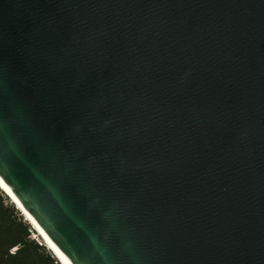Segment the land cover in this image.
Listing matches in <instances>:
<instances>
[{
    "label": "water",
    "instance_id": "95a60500",
    "mask_svg": "<svg viewBox=\"0 0 264 264\" xmlns=\"http://www.w3.org/2000/svg\"><path fill=\"white\" fill-rule=\"evenodd\" d=\"M0 180L69 264H264V0H0Z\"/></svg>",
    "mask_w": 264,
    "mask_h": 264
},
{
    "label": "trees",
    "instance_id": "16d2710c",
    "mask_svg": "<svg viewBox=\"0 0 264 264\" xmlns=\"http://www.w3.org/2000/svg\"><path fill=\"white\" fill-rule=\"evenodd\" d=\"M21 214L0 190V264H61Z\"/></svg>",
    "mask_w": 264,
    "mask_h": 264
},
{
    "label": "bare ground",
    "instance_id": "6f19581e",
    "mask_svg": "<svg viewBox=\"0 0 264 264\" xmlns=\"http://www.w3.org/2000/svg\"><path fill=\"white\" fill-rule=\"evenodd\" d=\"M0 189L6 193V197L11 201V203L22 213L21 215L26 218V221L32 225L34 232L38 234V236L43 241L44 245L48 247V249L57 257L61 264H69L63 256L58 252L56 247L51 243V241L47 238L41 228L37 225V223L33 220V218L22 208V206L18 203L14 195L9 191V189L3 184L0 180ZM31 227V228H32Z\"/></svg>",
    "mask_w": 264,
    "mask_h": 264
},
{
    "label": "rangeland",
    "instance_id": "374dc122",
    "mask_svg": "<svg viewBox=\"0 0 264 264\" xmlns=\"http://www.w3.org/2000/svg\"><path fill=\"white\" fill-rule=\"evenodd\" d=\"M11 202V201H10ZM35 241H37L38 243L44 245L43 241L41 240V238L38 236V234L34 233L33 231V234H32V237ZM48 248V247H47Z\"/></svg>",
    "mask_w": 264,
    "mask_h": 264
}]
</instances>
